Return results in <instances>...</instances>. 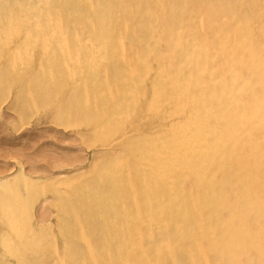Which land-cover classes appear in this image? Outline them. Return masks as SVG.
<instances>
[{
	"label": "bare ground",
	"instance_id": "1",
	"mask_svg": "<svg viewBox=\"0 0 264 264\" xmlns=\"http://www.w3.org/2000/svg\"><path fill=\"white\" fill-rule=\"evenodd\" d=\"M242 1L247 3V0H193L192 2L189 0H0V27L5 26L3 33L13 35L14 32L10 30L15 29L28 40L40 39L42 43L48 40L51 45L62 41L59 42L60 48L70 47L71 50H81L82 54L85 51L86 54L81 56L83 59L80 65L82 66L97 65V62L100 64L103 59L107 62L108 56H112L114 49L119 45L125 52L133 49L132 53L121 58L122 63L128 67H121L119 64L122 65V63H111L109 60L108 63L103 64L109 65V71L106 73L108 79L113 80L115 84L119 82L128 87L126 80L128 76L131 83L135 85V93L132 95L134 94L136 98L141 96V83L148 75L149 88L142 95L145 97L144 105L148 108L146 111L162 113V108L165 110L164 105L172 104V107L168 106L166 113L161 114L168 118V123L162 120V127L163 122L167 123L162 129L153 127L155 129L151 135L141 134L143 139L135 145H130V138H128L124 145L118 147V153L109 152L111 155L107 154L101 161L99 159L100 162H91L89 173L84 175L83 178H85L72 189L73 197L69 196L71 199L67 202L63 199V202L68 204L64 203L67 220L69 219L68 224L67 220L65 223H57L58 235L63 232L68 234L66 231L70 234L68 236L70 241L67 237L68 241L65 240L70 244L69 247V244L66 245L69 252H66L64 256L63 254L62 256L54 255L56 261L54 260L55 263H53L51 252L47 250L51 257H46L44 254L40 264H264V0H248L251 6L243 4ZM195 12L199 13L198 20L193 21ZM258 12L261 16H258V26L255 27L252 18L253 13ZM130 22L133 26L127 30ZM143 38L152 39V42L149 43ZM2 44L4 45V42ZM156 44L160 46L155 47ZM43 46L45 50L42 56L47 54L46 49H48V45ZM161 46L165 49L156 52L155 48L159 49ZM86 47L90 48L86 49ZM20 48L16 47L14 51H11L13 53ZM23 50L26 52L27 48ZM23 55L18 53L16 57L26 65L28 57L26 59ZM110 59L112 60L111 57ZM48 62L51 63V61ZM76 67L79 65L77 64ZM19 69L16 70L19 71ZM90 84L91 81L88 85ZM58 85L61 83L57 84V87ZM64 87H58L59 91ZM142 89L144 90L143 87ZM39 93L38 97L42 94L39 95ZM46 93L45 96H47ZM35 94L37 96L36 92ZM96 96L95 94V98ZM109 97L111 98L110 95ZM112 100L114 99L112 98L111 102ZM58 101L60 103V100ZM124 101H128L127 96ZM113 103H111L112 106L107 107V119L112 118L109 109L117 106V102L114 106ZM52 109L54 110V107L49 110L52 112ZM61 117L58 118L61 120ZM130 119H132L131 116ZM103 130L105 129L101 132ZM89 137L87 139H90ZM116 144L121 143L116 142ZM52 150L51 152L54 153L55 151ZM59 152L61 153L58 151V154ZM130 158L134 160L128 164ZM31 167L33 166H29V169ZM15 173L16 176H21V168ZM24 175L29 176L26 173ZM4 177L0 178V183L7 180ZM65 179L67 182L68 178ZM21 182L24 181L21 180ZM55 194L58 193L55 192ZM44 202L41 201V205ZM89 222L95 223L88 227ZM41 244L43 241L32 235L26 244V250L32 253L40 251L43 248ZM1 245H3L2 248L5 247L4 244ZM50 246L49 244L48 247ZM46 247L47 244L45 249L48 248ZM8 253L9 256H13L10 252ZM15 253L16 256L13 257H17L19 261L22 256ZM54 253L56 254L55 251ZM6 260L0 261L6 262ZM37 260L36 262H39ZM48 260L51 261L47 263ZM28 261L29 259L26 264ZM30 261L35 263L34 260Z\"/></svg>",
	"mask_w": 264,
	"mask_h": 264
},
{
	"label": "rangeland",
	"instance_id": "2",
	"mask_svg": "<svg viewBox=\"0 0 264 264\" xmlns=\"http://www.w3.org/2000/svg\"><path fill=\"white\" fill-rule=\"evenodd\" d=\"M189 1L192 2L193 0L192 1L189 0ZM242 2L245 5L251 6L248 3V0H247V3L244 2V1H242ZM198 14L199 13H196L195 12V18L192 17V20L193 21L195 19L198 20V18H197L198 17ZM258 16H261V13L260 12L253 13L252 20H253V25L255 27L258 26ZM131 26H133V23L132 22H130L128 24V26H127L126 29L129 30V28ZM3 27H5V26H2L1 25V27H0V28H2L1 31H0L1 32L0 33V47H1L0 48V51H2L0 53V55H1L0 56V67H1V65H3L2 68L0 69V124H1L0 125V146H1L0 147V178H3L5 176L7 178V180L4 181V182H2V183H0L1 184L0 185V230H1V233L0 234H1V237L4 236L3 237L4 239L2 238V241H1V237H0V260L3 259V261H5L7 259L8 261L7 260H6V262H3V261L1 262L0 261V264H3V263L4 264H13V263L14 264H16V263L17 264H22L21 262H23V264H26V261L28 259H29V261L27 262V264H29L31 262L30 260H32V261L34 260L35 261V263L34 262H31L30 264H32V263L33 264H37V263L40 264L42 262V256H45L44 254H46V257H49L50 256V254L47 253V250H48V252L49 251L51 252V256L53 257L52 258L50 256L51 257V260H53V263H55L56 260L54 258V255L55 256H62V254H63V256L66 255L69 252L67 248L70 246V244L68 242L67 243L65 242V240L68 241L67 238H69V241H70V237H68L70 234H69L68 231H66V229H68V228L65 229V231L68 234H65L63 232V233H60L61 236L58 235V231H57V229H58V226H57L58 224L57 223H59V222L60 223L61 222L65 223V221L67 220V215H66V212H65L66 207H64L65 204H67V203L63 202L64 201L63 199H65V201L67 202L68 199H71L73 197V193H72L73 190L72 189L75 188V186H76V184L78 182H81L82 179L85 178V177L83 178L84 175H87L89 173L88 170H89V167H90L91 162H93V161H95L97 163L100 162L107 154H109V152L110 153H115V152L118 153L119 148L122 145H124V143L126 142V140L128 138H130V145H132V144L135 145L138 141H140L141 139H143V137L140 136L141 134L151 135L152 134V131L155 129L153 127H156V128L159 127L160 129H162L168 123V121H167L168 118H165L164 115H161V114H163V112L166 113V111L168 110L167 109L168 106H171L172 107V104L166 105L167 107L164 105L165 110L162 108V110H161L162 113H157L156 114V113H153L151 111L152 114L151 115H148L151 112L150 111H146L148 108H147V105H144V103H145V101H144L145 100V97L142 96L143 94H145L143 92H146V89L149 88L148 87L149 85L147 83V81L149 79V76L148 75H147V78L143 79L144 81L142 80L141 87H140L141 96H138V97L136 96V98H135V95L134 94L132 95V93H135L134 92L135 85H134V83H131V81L129 80V77L128 76L126 77V80L128 82V87L126 86V84L125 85H121V84H119V82H117L115 84V82L113 80L108 79V77L106 76V73H108V71H109V65L107 66V64H106L105 65L106 67H105L103 64L108 63V60L111 61V63L112 62L117 63V64L118 63H122V59L121 58L123 56H127V54L132 53L133 52V49L132 50L130 49L129 52H125L122 49H120V46L121 45H119V46H117L118 49H117V47L114 49V51L116 50L115 52L113 51L114 54L111 53V55L113 54L114 56L113 55L112 56H108L107 62H106V59H103L101 61V63H100L101 65L97 62V65H88V64L85 65L84 64L82 66V65H80L81 64V61H82L81 59H83L81 56L84 55V54H86L85 51H83L84 49L82 50L83 51V54H82L80 52L81 50H79V51L78 50H73V49L71 50L70 47L68 48V47H64V46L60 48L59 47V42H62V41H59L56 44L51 45L48 40L44 41V43H42L43 41H41L40 39L39 40L41 42L38 39H36L37 41L35 39L34 40H31V39L28 40V39H25L24 38V35L23 34H21L20 32L18 33V31L16 32L15 29L10 30V31H13L15 34L14 33H13V35H11V34H5V33H3L4 31H2L3 30ZM6 40H7L8 43L5 42ZM143 40H146V39L143 38ZM151 40L152 39H149V40H146V41H148L149 43H151L152 42ZM116 41H118V39H116ZM124 41H126L125 38H124ZM3 42H4V45L2 44ZM14 42H15V44H14ZM35 42H36V44H35ZM25 43L26 44H29L30 46L29 45H28L29 47L26 46ZM44 44L48 45V49L50 50V51H48V49H46V53L47 54H45V55H47V57H44L45 55L42 56V54H43V52L45 50V48L43 46ZM9 45H11V46L13 45L12 48ZM50 45H51V48H49ZM156 46H160V45L159 44H156L155 47ZM16 47L17 48H20L21 47V48L18 51L12 53V51H14V48H16ZM25 47L27 48L26 52H28V53L24 52L23 48L26 49ZM89 48L90 47H88V48L86 47V49H89ZM3 49H4V51H3ZM21 49H22V51H21ZM155 49H156V52H157L160 49H165V47H162L161 46V48H159V49L158 48H155ZM40 50H42V51L40 52ZM3 52H5V53L3 54ZM6 52H7V54H6ZM8 52L10 54H8ZM18 53H20V54L22 53V55L25 53L23 56L26 59L28 57V62H27L28 64H26L28 68L26 67L25 64H22L23 62L20 60V58H17L16 57V54H18ZM27 54H29V56ZM13 57L15 59H13ZM29 57H30V60H29ZM59 57H60V59H59ZM110 57L112 58V60L110 59ZM38 58H39L40 61L38 60ZM42 58H43V60H42ZM55 58H56V60H55ZM48 61H51V63L48 62ZM58 61H61V62H58ZM73 62L76 64V66L78 64L79 67L82 66V68L81 67L79 68V67L73 66V65H75ZM18 63H20V64H18ZM30 63H33V64H30ZM59 63H60L61 66L58 65ZM53 65H55V66H53ZM67 65H68V67H67ZM119 65L121 67H128V66H126V64H123V63H122V65L121 64H119ZM84 66L87 67V68H85ZM90 66H91V68H90ZM92 66H94V67H92ZM51 67H52V69H51ZM17 68L18 69L20 68L19 71L16 70ZM26 68H27V71L28 72L26 71ZM95 68L98 69L96 73H95V71H96ZM75 69H77V70H75ZM83 69H84L85 72L83 71ZM29 70H30V72H29ZM34 70H36V71H34ZM79 70H80V72H79ZM55 71H56V73L58 71H60V72L57 73V76L59 78L55 75L56 74V73H54ZM75 71H77V72H75ZM86 71L89 74L86 73ZM90 71L93 73V75H92V73H90ZM26 72H27V74H26ZM50 72L52 74H50ZM18 73L19 74L21 73L22 75L21 74L19 75ZM69 74H70V76H69ZM78 74H79V76H78ZM63 75H64V78H63ZM82 75H83V77H82ZM88 75L90 77L92 76L91 78L93 80H91V78ZM23 76H25V77H23ZM61 76H62V78H60ZM85 76H88V77H85ZM43 77H44V79H43ZM47 77L49 79H47ZM84 77H85V79H83ZM95 78H98V79H95ZM16 79H17V82H16ZM35 79H37L36 82H35ZM86 79L88 81L90 80L92 85L90 84V86H89L88 84L90 83V81L88 82ZM39 80L41 81V83H40ZM42 80L43 81H46V82L49 81L48 83H50L51 85L48 84V83H46V82H44L45 83V85H44V83H43ZM58 80H59V82H58ZM61 80L63 82H60ZM99 80H101V82ZM11 81H12V83H11ZM74 81H75V83H73ZM13 82H15V84ZM84 82H85L86 85L84 84ZM60 83H61V85H58V87H60V86L61 87H64L65 86V87L63 89L60 88V91H59V88L57 87V84H60ZM31 84L33 85V87H32ZM78 84H80L81 86L78 85ZM143 84H145V86H147V87H145ZM14 85H16V86H14ZM69 85H71V86L69 87ZM101 85L102 86L104 85L105 87L104 86L102 87ZM119 85H120V87H119ZM38 86H39V88H38ZM40 86H41V88H40ZM124 86H126V87H124ZM67 87H68V89H67ZM76 87H78V88H76ZM81 87H82V89H81ZM108 87H110V88H108ZM142 87L144 88V90L142 89ZM12 88H15L16 90L15 89H12ZM91 88H93V89H91ZM10 89H12V91ZM102 89H103V91H102ZM104 89H105V92H104ZM129 89L132 90V91H130ZM37 90H38V92H37ZM83 90H84V92H83ZM96 90H97V92H95ZM46 91H47L48 94L46 93ZM70 91L73 93L74 96L70 93ZM86 91H87V93H86ZM35 92L37 93V96H36ZM39 92H41L42 94L39 93ZM125 92L128 93V94L126 95ZM38 93H39V95L41 94L39 97H38ZM45 93H46L47 96L44 95ZM50 93H51V95L53 97L50 95ZM56 93L58 94L57 96H56ZM65 93H66V95H65ZM68 93H70V94H68ZM104 93H105V95H103ZM89 94H90V96H89ZM91 94H93V95H91ZM95 94L97 95L96 97L98 99L95 98ZM100 94H102V95H100ZM1 95H3V96H1ZM30 95H31V97H30ZM70 95H72V96H70ZM109 95L111 96V98L109 97ZM104 96H105V98H103ZM126 96H127L128 101H124L125 98H126ZM34 97L35 98L37 97L36 100H35L36 103L34 102V99H35ZM51 97H52V100L50 99ZM73 97L75 99H72ZM67 98L69 100H66ZM112 98L114 100H112V102H111V99ZM96 99L98 100V102H97ZM136 99H138V100H136ZM37 100H39V101H37ZM44 100H45V102H44ZM58 100H60L61 105H60V103H59ZM67 101L71 102V105H69V102H67ZM89 101L91 102V104H90ZM92 101L95 103V105H93L94 103H92ZM39 102H41L42 105ZM84 102L89 103V104H86ZM110 102L111 103H113V102L116 103L117 102L116 103L117 104L116 107H114L112 109H109L110 110L109 111V114H112V118H110L111 120L106 118V115L108 114V108L107 107L108 106H112V104ZM72 103H74V104H72ZM115 103H113V106L115 105ZM136 103H140V104H136ZM141 103H142V105H141ZM58 104L60 106H58ZM105 104L106 105L109 104V105L106 106ZM91 105H92V107H91ZM30 106H31V109L32 110L30 109ZM39 106H40V108H39ZM37 107L39 109H37ZM53 107H54V110L52 109V112H51L49 109H51ZM132 107H133V109H132ZM138 107H140V108H138ZM45 108H47V110H45ZM61 108L64 109V110H62ZM72 108H73V110H72ZM84 108L85 109L87 108V109L84 110ZM120 108H121V110H119ZM123 108L126 109V111ZM55 109L59 112L60 115L58 114V112ZM80 109L82 111L81 114H80V112H81ZM37 111H38V113L40 115L37 113ZM27 112H29V113H27ZM50 112L53 113V114H55V115H52ZM115 112H117V113H115ZM68 113H70V114L72 113L73 115L72 114H71L72 116L70 114L68 115ZM89 113H90V115H89ZM120 113H121V115H119ZM127 113H129V114H127ZM134 113L136 115H134ZM50 114H51V116H50ZM75 114H77L76 117L74 116ZM85 114H87V115H85ZM61 115H62V117H61ZM79 115H81V116H79ZM127 115H128V118H127ZM57 116L58 117H61L62 119L60 120ZM83 116L86 118V120H85V118ZM113 116L116 117V118L113 119L114 118ZM130 116H131V118L133 120L130 119ZM21 117H22V119H21ZM50 117H51V119H50ZM118 117H119V119H117ZM146 117H148V118L147 119H144ZM70 118L72 119L71 121H70ZM76 118H79V119H76ZM125 119L128 120V121H126ZM142 119L144 121H141ZM114 120H115V122H114ZM157 120H158V122H157ZM162 120L167 122V123L163 122V127H162ZM54 121H55V123H54ZM75 121H76V123H75ZM85 121H87V122L85 123ZM62 122H64L62 124L63 126L60 124ZM90 122H91V124H90ZM113 122L115 124H113ZM134 122H136L138 125L136 123H134ZM56 123H59V124H56ZM71 123H73V124H71ZM139 123H140V125H139ZM58 125H60V127ZM87 125L88 126L91 125V126L88 127ZM107 125L108 126L111 125V127H107L106 128ZM83 126L84 127L86 126L87 128L86 127L84 128ZM134 126H135V129H134ZM151 126L153 128L152 130H151ZM121 127H122V129H121ZM101 128L102 129H105V130H103L101 132V130H102ZM1 129H2V133H1ZM49 129L51 131H49ZM75 129H77V130H75ZM123 129H124V131H123ZM145 129H147V130H145ZM47 131L49 133L46 134ZM148 131H149V133H148ZM41 132H43V134H41ZM82 132H83V134H82ZM84 132H86V133H84ZM55 133H56V136H55ZM57 133H59V134H57ZM105 133H107L108 135L110 134V135L108 136ZM112 133H113V135H112ZM123 133H125V135ZM81 134H82V136H81ZM85 134H87V135L84 137L83 135H85ZM53 136L57 137L58 140L55 137H53ZM68 136H69L70 139L68 138ZM80 136H81V138H80ZM40 137H42V138H40ZM88 137L90 139H87ZM95 137L97 138V140H95L96 139ZM19 138L21 139L22 142L20 141ZM115 139H117V140H115ZM60 140H62L63 142L62 141L60 142ZM118 140H120V141H118ZM32 141H34V142H32ZM83 141H85V142H83ZM116 142L117 143H121V144H116ZM19 144L21 145V148H20V145ZM42 144H44V145H42ZM115 144H116V146H115ZM102 145H104V146H102ZM110 146H112V147H110ZM10 147H11V149H10ZM89 147H91V148H89ZM49 148L51 150L53 149L52 151H55V152L54 153L51 152V150H48ZM17 149H19V150H17ZM67 149L69 151H65ZM95 149H97L98 151L95 150ZM104 150H106V151H104ZM58 151H61V153L59 152V154H58ZM99 151H101V152H99ZM64 152L65 153L68 152V153L65 154ZM90 152H91V154H90ZM23 153H25V154H23ZM35 153H36V155H35ZM95 153H98V154H95ZM47 154H48V156H47ZM68 154H69V156H68ZM56 155H57V157H56ZM90 155H92V156L90 157ZM109 155H111V154H109ZM65 156H67V158ZM78 156H80V157H78ZM23 157H24V159H23ZM53 158H55V159H53ZM99 159H100V161H99ZM133 160H134L133 158H130L128 160V162H129L128 164H130ZM88 161H89V163H88ZM29 163L32 164V165H30ZM59 164H61V165H59ZM128 164L126 166H128ZM87 165H88V167H87ZM29 166H33V167H31L29 169ZM35 167L38 168V169H36ZM41 167H43L44 171H42L43 169ZM80 167L82 169H80ZM85 167H87V168H85ZM19 168H21V173L20 174H22V175L21 176H19V175L16 176L15 175L16 174L15 172H17V170ZM73 168H75V170ZM77 168L79 169V171H78ZM83 168H85V169H83ZM32 170H34V171L32 172ZM40 170H41V172H39ZM50 170H51V172H50ZM66 171H67V173H65ZM72 171L73 172L77 171L75 173L76 175L75 174H72L73 173ZM42 172L44 173V175H42L43 174ZM54 172L56 174H54ZM60 172H61V174H60ZM68 172L70 174H68ZM25 173L27 175H29V176L24 175ZM39 173H41V174L38 175ZM46 173H47V175H46ZM58 174H60V175H58ZM29 177H31V179ZM34 177H35V179H34ZM65 178H68L67 179V182H66V179ZM19 179H21L24 182H21V180H19ZM31 181H33L32 184H31ZM63 190H65V191L62 192ZM53 191H54V193H52ZM44 192L47 195H45ZM55 192L58 193V194H55ZM61 192H62V194H61ZM67 192L70 193V194H68ZM66 195H68V197L70 196L71 198L70 197L68 198ZM52 197H53V199L51 200ZM44 200L46 202H44ZM41 201L44 202V203H42V205H41ZM51 201H52V203H50ZM75 203H78V202H75ZM57 218H59L60 220L57 219ZM68 220L66 221L67 224H68ZM91 222H89L87 224L88 227L94 225V223H95L94 222L92 224ZM2 223H3V225H2ZM5 229H7V230H5ZM2 230H4V231H2ZM70 230H72V229H70ZM4 233L5 234L7 233V234L5 235ZM47 234H49V235L46 237ZM52 234H54V235H52ZM32 235H33L34 238L36 237V238L40 239L41 241H43V244H41V247H43V248H41L40 251H36V252H33V253L30 250H26V244H27L28 240L32 238ZM8 237H10L11 240ZM24 237H25V239H24ZM43 238H45V239L43 240ZM49 239H50V241H49ZM3 240H5V241H3ZM5 243H6V245H5ZM44 243L47 244V247L49 246V244L52 247L51 246H50L51 248L48 247L49 249L46 247L47 249H45V244ZM53 243H55V245ZM1 244H4V246L5 247H8L9 249L8 248L5 249V247L2 248L3 245H1ZM16 244H18V245H16ZM67 244H69L68 247H66ZM13 246H14V248H13ZM10 248H11V250H10ZM15 248L16 249L18 248L17 250H19V251L21 250V251L19 252ZM24 248H25V250H24ZM62 248H63V251L64 252L62 251ZM6 250L8 252H10V254H13V256L14 255L16 256V253L15 252H17V254L19 253L20 256H22V257L18 261V258L17 257H13L12 255L9 256V253ZM53 250L56 252V254L54 253ZM27 254H28V257H26ZM33 254H34V256H33ZM29 256H32L33 258L31 257L32 258L31 259ZM11 257H12V259H11ZM24 258L25 259L27 258V260H24ZM36 260L39 261V262H36ZM51 260H48L47 263H49Z\"/></svg>",
	"mask_w": 264,
	"mask_h": 264
}]
</instances>
